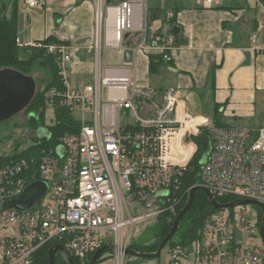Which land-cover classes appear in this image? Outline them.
Instances as JSON below:
<instances>
[{
  "label": "built area",
  "instance_id": "2783aa9c",
  "mask_svg": "<svg viewBox=\"0 0 264 264\" xmlns=\"http://www.w3.org/2000/svg\"><path fill=\"white\" fill-rule=\"evenodd\" d=\"M92 1L91 83L73 87L66 81L73 55L65 37L59 44H26L55 58L62 87L47 90L45 99L48 107L58 104L66 109L79 129L63 134L55 149L43 150L35 169V158L0 157V264H37L36 254L48 245L61 246L80 264L111 246L117 264H124L122 250L135 241L133 225L175 216L179 204L188 199L191 188L182 190V178L197 150L194 139L203 128L210 142L197 186L218 203L230 198L264 205V129L218 128L188 115L181 118L175 89L139 88L132 74L136 54L156 49L168 64L178 42L171 34L158 36L150 30L146 44L145 0ZM195 1L199 7L212 8L218 0ZM24 3L27 10L45 5L44 0ZM161 18L169 21L173 13ZM136 33L139 44L127 48V36ZM103 45L123 58L126 50L131 51V62L103 67ZM40 133L49 137L44 130ZM36 176L47 186L43 198L27 212L4 210V203L21 195ZM262 215L253 205L208 214L189 244L169 247V264L182 259L188 264H264Z\"/></svg>",
  "mask_w": 264,
  "mask_h": 264
},
{
  "label": "crops",
  "instance_id": "0c3cea01",
  "mask_svg": "<svg viewBox=\"0 0 264 264\" xmlns=\"http://www.w3.org/2000/svg\"><path fill=\"white\" fill-rule=\"evenodd\" d=\"M44 2L40 10L46 20L38 36H33L25 18L19 17V45L45 41L49 36L60 42L65 37L73 55L71 64L66 66V81L73 87L91 83L93 52L89 49L95 32L93 1L92 5L88 0ZM168 12L173 13L172 19L180 29L177 38H184L177 43L176 50L170 51L171 66L161 67L171 78L169 87L164 88H173L180 95L178 116L188 115L205 121L208 126L216 121L225 128L264 129V69L261 67L264 7L257 0H218L212 8L199 7L194 1L175 5ZM168 12L161 11L158 19L150 23L147 18V27L169 35L170 20L161 18ZM57 16L61 17L60 21H56ZM139 40L137 33L127 36L126 47L137 46ZM117 53L124 62L121 52ZM160 54L159 50L150 48L136 54L132 74L139 88L164 89L151 84L148 69L150 57ZM67 71L74 79L84 76L87 80L72 83Z\"/></svg>",
  "mask_w": 264,
  "mask_h": 264
},
{
  "label": "trees",
  "instance_id": "16d2710c",
  "mask_svg": "<svg viewBox=\"0 0 264 264\" xmlns=\"http://www.w3.org/2000/svg\"><path fill=\"white\" fill-rule=\"evenodd\" d=\"M2 1V2H1ZM264 7V0H257ZM0 71L10 69L17 71L25 76H30L35 66L44 70L47 74V80L42 87H38L35 96L26 108L27 111V123L24 124L26 128L31 130V146L22 152H15L11 158H35L36 163L33 165L35 169L39 162V156L43 150L50 151L55 149L58 144V139L65 133H76L79 129V125L75 122L71 114L58 104L53 105V111L55 115V124L53 126L45 125V112L48 107L45 99V92L51 88H60L61 77L60 71L57 66L56 60L52 55L45 53L43 49H33L27 45H19V15L18 8L16 6V0H0ZM161 11L159 9H149L147 12L148 23L158 19ZM170 34H173L175 40L179 43L177 35L173 33L172 27L175 26L174 19L169 22ZM155 34L162 36L161 30H156ZM150 29L148 25V31L146 34V44L150 43ZM183 41V40H182ZM45 44H59V41L54 36H49L45 41ZM167 54V53H166ZM163 55L151 56L149 60V75L157 74L162 66L166 63L163 61ZM171 66V62L168 63ZM215 127L222 128L219 123L215 121L213 123ZM225 128V127H224ZM45 131L49 134V137H36L37 131ZM34 135V136H33ZM197 146V150L190 160L186 172L182 178V190L185 192L190 188H193L199 184L198 172L201 166V160L207 153V148L210 142L209 132L203 128L201 134L194 139ZM39 177L36 176L31 182H36ZM230 198L219 199V203L227 204L230 202ZM186 198L179 204L178 211L175 216L163 215L157 219L152 225L153 239L150 242H137L134 241L129 245V249L140 253H155L158 250L161 240L169 233L173 222L177 214L186 205ZM216 212L208 202L207 196L200 190L195 192L193 203L188 212L183 216L177 233L168 242L167 247H172L175 244L186 246L196 236L197 231L202 226L204 218L211 213ZM51 245H48L41 249L36 254L37 264H49L48 251ZM93 254L89 257L86 264H89ZM103 256V255H102ZM102 256L98 259V264L102 259ZM129 257V256H125ZM131 258V257H129ZM75 264H80L77 260H73ZM61 257L57 256L55 264L61 263ZM124 264H135L134 262H125Z\"/></svg>",
  "mask_w": 264,
  "mask_h": 264
},
{
  "label": "rangeland",
  "instance_id": "374dc122",
  "mask_svg": "<svg viewBox=\"0 0 264 264\" xmlns=\"http://www.w3.org/2000/svg\"><path fill=\"white\" fill-rule=\"evenodd\" d=\"M76 1V0H74ZM92 5L91 0H88ZM195 0H145V6L147 9L149 8H158L161 9L163 13L170 11L175 5L180 3H189L194 2ZM2 2V1H1ZM0 2V4H1ZM25 0H16V6L18 8L19 17H24V22L27 26H30L31 31H33V36H38L43 27V23L45 22V18L42 15L40 9H32L27 10V6L25 5ZM47 4H49V0H46ZM61 5V4H60ZM78 5V4H77ZM56 8V7H55ZM73 9V8H72ZM56 21H60L61 17L57 16ZM32 23H37L38 25H34ZM123 61L121 57L118 55L117 51L112 48L102 46L101 52V65L103 67H114L123 65ZM132 69V66H131ZM138 78H140L141 74L137 72ZM47 74L44 70L35 66L33 72L31 74V78L34 80L36 85V90L38 87H42L47 80ZM67 77L72 83H82L87 80L86 77L80 76L78 78H72L67 71ZM151 84L156 87H169V82L171 80L170 74L166 72L165 68H160L157 74H152L150 77ZM27 111L26 109L16 114L14 117L5 120L0 124V157L2 156H11L15 152H22L30 147L31 136L28 128L24 126L27 123ZM55 124V115L54 111L51 107H47L45 112V125L53 126ZM258 131V130H257ZM41 131H37L35 136L41 138L46 137V133H40ZM45 132V131H44ZM34 136V135H33ZM152 223H137L133 225L134 228V239L137 242H150L153 239L152 232ZM177 238H173L176 240ZM169 247H166L161 252V255L158 259H136L125 257V262H134L135 264H169V255H168ZM115 253H105L102 256V260L98 264H117V258ZM192 256H190L191 260ZM122 261V262H124ZM179 264H188L189 260L182 259ZM121 264V263H119ZM176 264V263H175Z\"/></svg>",
  "mask_w": 264,
  "mask_h": 264
},
{
  "label": "water",
  "instance_id": "95a60500",
  "mask_svg": "<svg viewBox=\"0 0 264 264\" xmlns=\"http://www.w3.org/2000/svg\"><path fill=\"white\" fill-rule=\"evenodd\" d=\"M115 0H108L109 3ZM174 34L179 35L180 29L175 25L172 27ZM132 52L126 50L124 52V62H131ZM36 93V85L34 80L30 76H25L17 71L5 69L0 71V124L5 120L14 117L16 114L25 110ZM188 141V139H186ZM206 156L201 160V164L204 163ZM197 190L202 191L208 198L209 205L215 210H225L232 209L234 207L243 205H253L260 208L263 212L261 223H260V236L264 244V205L256 201L250 200H236L227 204L218 203L213 196L209 193L207 189L195 186L190 189L188 194V199L184 208L177 214L173 226L171 227L169 233L161 240L158 250L155 253H140L129 248L122 250L124 256H129L136 259H158L161 252L166 247L168 242L177 233L183 216L190 209L195 192ZM47 191V186L43 182H33L29 184L24 191L18 197L6 201L4 203V210L15 208L20 212H27L33 208V206L38 203ZM116 250L111 246H104L97 250L89 264H96L98 259L105 253H115ZM59 254L62 261L65 264H75L65 253L63 248L59 245L52 246L48 251L49 264H55L56 254Z\"/></svg>",
  "mask_w": 264,
  "mask_h": 264
},
{
  "label": "flooded vegetation",
  "instance_id": "af4514ba",
  "mask_svg": "<svg viewBox=\"0 0 264 264\" xmlns=\"http://www.w3.org/2000/svg\"><path fill=\"white\" fill-rule=\"evenodd\" d=\"M58 255L56 254V257H57ZM56 257H55V260H56Z\"/></svg>",
  "mask_w": 264,
  "mask_h": 264
}]
</instances>
